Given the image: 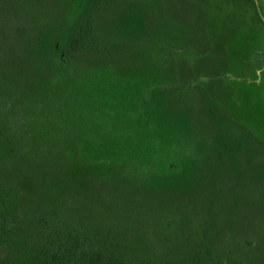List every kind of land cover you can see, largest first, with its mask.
I'll list each match as a JSON object with an SVG mask.
<instances>
[{"label": "trees", "instance_id": "1", "mask_svg": "<svg viewBox=\"0 0 264 264\" xmlns=\"http://www.w3.org/2000/svg\"><path fill=\"white\" fill-rule=\"evenodd\" d=\"M208 2L51 0L31 34L0 21V264H264V140L233 120ZM164 15L191 62L135 48ZM28 104L46 131L24 149L8 112Z\"/></svg>", "mask_w": 264, "mask_h": 264}, {"label": "rangeland", "instance_id": "2", "mask_svg": "<svg viewBox=\"0 0 264 264\" xmlns=\"http://www.w3.org/2000/svg\"><path fill=\"white\" fill-rule=\"evenodd\" d=\"M0 1L3 3L0 21L5 22L8 30L25 26L31 34L52 15L51 0ZM256 3L209 0L203 8L209 23V36L219 33L222 26H226L227 34L231 35L226 43L229 61L223 81L231 89L233 120L264 140V0H256ZM161 21L159 29L135 48L156 63L169 56L185 57L191 62L195 57L194 51L182 41V28L169 15H164ZM171 84L166 82L163 86L167 88ZM149 91L146 89L144 96L147 97ZM188 93L190 89L184 92L185 96ZM28 105L8 112L18 146L24 149L32 147L31 138L35 132L46 131L41 120L33 116L37 113L35 107ZM5 107L4 113H7L8 104ZM138 112L137 108L124 114L135 124ZM179 140L184 157L192 156L194 140L182 136Z\"/></svg>", "mask_w": 264, "mask_h": 264}, {"label": "flooded vegetation", "instance_id": "3", "mask_svg": "<svg viewBox=\"0 0 264 264\" xmlns=\"http://www.w3.org/2000/svg\"><path fill=\"white\" fill-rule=\"evenodd\" d=\"M253 2H255V4H257V3H256V0H253ZM227 70H228V69H227ZM224 74H225V73H224Z\"/></svg>", "mask_w": 264, "mask_h": 264}]
</instances>
